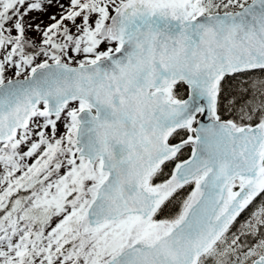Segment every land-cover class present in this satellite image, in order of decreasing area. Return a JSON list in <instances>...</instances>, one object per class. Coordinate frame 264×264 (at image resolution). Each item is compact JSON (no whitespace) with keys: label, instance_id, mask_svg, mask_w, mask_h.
I'll return each instance as SVG.
<instances>
[{"label":"snow or ice","instance_id":"snow-or-ice-1","mask_svg":"<svg viewBox=\"0 0 264 264\" xmlns=\"http://www.w3.org/2000/svg\"><path fill=\"white\" fill-rule=\"evenodd\" d=\"M0 264H264V0H0Z\"/></svg>","mask_w":264,"mask_h":264},{"label":"trees","instance_id":"trees-1","mask_svg":"<svg viewBox=\"0 0 264 264\" xmlns=\"http://www.w3.org/2000/svg\"><path fill=\"white\" fill-rule=\"evenodd\" d=\"M241 219H243V217H241Z\"/></svg>","mask_w":264,"mask_h":264}]
</instances>
